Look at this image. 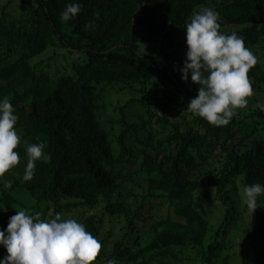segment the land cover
I'll return each mask as SVG.
<instances>
[{
    "label": "trees",
    "instance_id": "1",
    "mask_svg": "<svg viewBox=\"0 0 264 264\" xmlns=\"http://www.w3.org/2000/svg\"><path fill=\"white\" fill-rule=\"evenodd\" d=\"M74 2L82 5L80 12L62 20L61 12ZM13 5L0 14V99L7 97L18 116L20 162L0 176V229L19 210L41 219L60 213L100 241L92 264L113 258L117 264L239 259L242 251L234 252L223 238L239 217L228 187L239 193L237 178L242 188L264 184V111L257 107L264 104V0H22L24 11L15 18ZM204 7L218 11L220 31L244 37L257 57L248 73L253 95L223 126L187 110L200 86L190 75L182 79L178 68L186 58L178 59L174 46L192 13ZM49 49L61 53L33 65ZM63 51L84 62L73 64V74L61 64L51 74L53 62L67 56ZM101 86L153 90L140 101L145 113L139 120H131V107L120 108L113 125L121 130L110 134L98 118L95 94ZM41 141L50 160L36 161L33 178L24 181L26 146ZM5 181L12 187L5 188ZM161 206L176 219L150 213ZM263 208L261 194L254 213ZM219 209L224 213L215 230L210 215ZM254 218L246 231L253 244L249 264H264V210ZM111 221L122 223L120 240H113ZM6 255L0 246V260Z\"/></svg>",
    "mask_w": 264,
    "mask_h": 264
},
{
    "label": "clouds",
    "instance_id": "2",
    "mask_svg": "<svg viewBox=\"0 0 264 264\" xmlns=\"http://www.w3.org/2000/svg\"><path fill=\"white\" fill-rule=\"evenodd\" d=\"M81 8L79 2L67 4L61 12L62 20L73 19ZM219 19V12L209 7L192 13L185 24L186 59L178 70L184 81L190 75L191 81L200 86L187 110L213 125L223 126L253 95L248 73L256 65L257 57L245 46L244 37L236 32H221ZM257 107L264 111V104ZM17 121L9 99H0V176L20 162L15 150L21 142L15 128ZM45 147L42 141L27 144L24 181L33 178L36 161L50 160ZM4 187L11 188V182L5 181ZM239 194L242 204L253 215L258 208V196L264 194V184L245 185ZM0 246L7 252L0 264H92L101 249L100 241L76 219H65L60 213L52 219H41L40 213L30 214L26 210L17 211L9 218L7 229H0ZM107 264L117 261L113 258Z\"/></svg>",
    "mask_w": 264,
    "mask_h": 264
},
{
    "label": "rangeland",
    "instance_id": "3",
    "mask_svg": "<svg viewBox=\"0 0 264 264\" xmlns=\"http://www.w3.org/2000/svg\"><path fill=\"white\" fill-rule=\"evenodd\" d=\"M21 1L22 0H0V14L2 12V8L7 5L9 2H13V8H16V10L14 9V11H12L10 8L8 9V11L11 10L12 12V17H16L18 13L24 11L22 6H21ZM31 1V0H30ZM174 46L177 48L178 50V55L177 58L181 59V58H186V52H187V44H186V28L179 30L175 40H174ZM167 53H170L171 55H173L170 52V49H166ZM57 53H61V51H57L54 49H49L47 52H45L44 54H42L41 56L35 58L32 60L33 65H36L42 61H47L49 58H52L54 56L57 55ZM62 53H66L67 56L64 57V59L60 60V61H54L52 66H51V74H54L55 71L57 70V67L61 64V66L64 68L66 67V72L67 74H73V64H81L84 61L82 59H78L75 58L74 55L69 54L68 52H62ZM159 62L162 61L161 59H159ZM170 61V60H169ZM167 63V62H166ZM264 64V63H263ZM61 72V71H60ZM62 74V72H61ZM157 80V79H156ZM155 82V81H154ZM160 84V79H158V81H156V85L152 84V88L156 89L158 88ZM148 89V93H141L139 92V90H131V89H118V87L113 88V87H99L96 90V99L98 104L100 105V110L98 113V118L100 119V122L102 124H104V127L106 128V130L111 134H117L120 132L121 127L120 125H113L117 120L119 121L121 116V110L120 108L129 106V110H128V115L130 116L132 121H137L139 120V118L141 117L142 114L145 113V110L142 108V105L140 103V101H145L148 97H149V93L153 90V89ZM138 100L139 102H137L135 105L132 104V100ZM185 113V112H183ZM162 115V114H161ZM113 126V127H112ZM113 129V130H111ZM159 136V135H158ZM158 136H156L158 138ZM237 184H239L240 186V191L242 190V186L240 185V179L237 178L236 179ZM228 190L230 191V193H232V199L234 201H236V209L239 213V217L237 219V225L234 229L231 230V232L223 238V240L225 242H230V246L234 247V252H239L242 251V255L241 257H239V259H235V261L229 262L228 264H249L251 262L250 260V251L253 250V244L251 242V240L247 239V235H246V231H249L252 228V223H254L255 218L254 216H258L261 212V210L263 211V209H260V211L249 214L246 213L245 211V205L242 204V199L239 193H235V191L233 190L232 186L228 187ZM25 195L28 196V194H26L25 192H23ZM18 196L20 197V199H24V201H27V203L29 205H32L34 201V199L32 197H29L31 200H29L28 198H26L25 196H23V194H18ZM153 208V207H150ZM150 208H147V212L150 211ZM220 213L217 210H214L211 215H210V222H211V227H213L215 230H217L220 225H221V221H222V216L224 213V210L219 209ZM151 214L153 215H158L161 216L163 218H175L174 212L168 210L167 206H161L158 209H152V211H150ZM259 213V214H258ZM109 226L113 227L115 230V237L113 240L117 241L120 240L122 238V223L117 222V221H111L109 224ZM249 234V233H248ZM216 235V234H215ZM254 242L257 243L259 242V240L256 238H254ZM259 244H261V242H259ZM262 245V244H261ZM264 246H261V250L264 251ZM233 250L231 249V252ZM230 253V252H229ZM224 256H221V258H223ZM216 264H221V263H216Z\"/></svg>",
    "mask_w": 264,
    "mask_h": 264
}]
</instances>
